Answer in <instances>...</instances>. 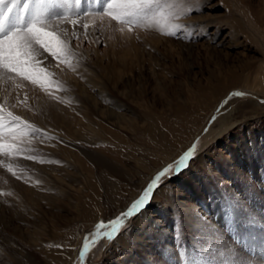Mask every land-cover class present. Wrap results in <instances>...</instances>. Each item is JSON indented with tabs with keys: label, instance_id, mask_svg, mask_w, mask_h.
<instances>
[{
	"label": "rangeland",
	"instance_id": "obj_1",
	"mask_svg": "<svg viewBox=\"0 0 264 264\" xmlns=\"http://www.w3.org/2000/svg\"><path fill=\"white\" fill-rule=\"evenodd\" d=\"M36 6V28L67 27L74 56L16 72L37 104L0 123V264H67L78 244L71 264H264V0ZM52 39L40 61L68 52Z\"/></svg>",
	"mask_w": 264,
	"mask_h": 264
},
{
	"label": "bare ground",
	"instance_id": "obj_2",
	"mask_svg": "<svg viewBox=\"0 0 264 264\" xmlns=\"http://www.w3.org/2000/svg\"><path fill=\"white\" fill-rule=\"evenodd\" d=\"M35 1L36 0H29V6L26 10H22V15L27 16V18L24 17V22L21 23L22 25H25L28 21H31L33 23H36V9L37 6L32 10V8L35 5ZM8 5H12L10 3H8V0H5V4L4 7L6 8V10L8 9ZM3 7V8H4ZM14 7V6H13ZM17 6L14 7L13 11L11 12V16L9 14V16L11 17V21L9 22V28L14 27L15 23H16V17H17V9H15ZM29 8L32 10L30 11ZM46 16V15H45ZM9 19V18H8ZM43 19L44 16H43ZM48 20V19H47ZM40 22V21H39ZM38 22V23H39ZM49 22V20H48ZM51 22V21H50ZM57 23V22H56ZM42 24V21H41ZM47 24V23H46ZM50 24V23H49ZM37 25V24H36ZM40 25V24H39ZM19 27V26H18ZM20 28V27H19ZM27 27L23 26V29L21 30V33H23L24 31H26ZM38 28V26H37ZM41 28V27H40ZM39 28V29H40ZM55 28V26H54ZM79 27H77L76 29H78ZM44 30V33H49L50 35H43L42 34V39L47 40V39H52L54 41V46L57 45H62L63 48L62 49H68V52H64L62 53V55L60 54L59 51L57 50H49V53L46 51H43L46 56L44 57V60H39V53L38 51H42V49H40V47L38 46V42H36V40L34 39L31 42V47L28 51V55L27 56H21L20 62L17 65V68L19 70H25L27 71L28 76H30L29 74H36L37 75V70L46 72L48 71L49 73H52V71L55 73L57 72L59 69L56 64L55 61L53 60H65L68 61L69 59H71L72 56H74V48H72V42H71V36L70 34L67 32V27H63L60 29V34L59 35H52V31L50 29L49 26L43 25V27L41 28ZM81 29V27H80ZM56 33V32H55ZM74 38V37H72ZM91 38V37H90ZM73 41V40H72ZM45 42V41H44ZM47 42V41H46ZM47 44V43H46ZM46 47V46H45ZM50 47V46H49ZM44 50V49H43ZM53 52H55V55H53ZM77 55V54H76ZM59 64V63H58ZM65 68V67H64ZM18 70L12 71V70H8L6 68H4L3 66H0V123L9 121L10 123L12 122H16V118H14L15 115H22L25 111L24 110H31L34 108V106L37 104V92H36V85L35 82L33 81L32 83H28V84H24V85H20L19 84V80H18V73H16ZM46 74V73H44ZM27 78V77H26ZM28 79V78H27ZM31 79V78H30ZM73 79V78H72ZM35 80V76L34 79ZM32 81V80H31ZM49 86V85H48ZM39 90V89H38ZM51 92V91H50ZM81 92H84L83 90ZM54 97V95H53ZM87 98V97H86ZM48 100V98H47ZM46 102V101H45ZM94 102V101H93ZM94 104V103H93ZM42 105V104H41ZM77 105V104H76ZM43 106V105H42ZM54 106V105H53ZM77 107V106H76ZM54 109V108H53ZM52 109V110H53ZM182 113H187L186 117L184 120V122H193V120L195 119L193 113L191 112V110L185 109V110H178L176 112V114L174 115L175 117H177L178 119H180V115ZM24 116V114H23ZM28 116V115H27ZM25 117V116H24ZM22 119V118H21ZM47 119V118H46ZM28 120V119H27ZM33 120V119H30ZM24 121V120H23ZM163 122V121H160ZM91 123V122H90ZM201 124L198 125V128L195 131V134L199 131V129L201 128L203 121L200 122ZM18 124V123H17ZM95 124V123H94ZM103 124V123H102ZM19 125V124H18ZM89 125V124H88ZM88 125H86L88 127ZM85 126V127H86ZM104 126V125H103ZM99 127H101V125H99ZM96 128L93 129V125H92V134H96L98 133L100 135L101 138H103V134H111L112 135V131L110 133H103L102 129L100 128ZM109 127V126H107ZM95 128V127H94ZM110 128V127H109ZM189 128V127H188ZM85 130V129H84ZM104 130V129H103ZM177 132L180 130V128L176 129ZM70 131V129H69ZM114 131V130H113ZM86 133V130H85ZM193 134V135H195ZM192 135V136H193ZM87 136V135H85ZM98 136V135H97ZM117 136V134L113 132V137ZM189 137L188 141L185 142L184 144H182V146H179V149L177 148L176 150H174V152L172 153V156L175 155V152L177 153L178 151H180L185 145H187L189 143V141H191V137ZM69 137V136H68ZM92 138V136H90ZM89 137V138H90ZM63 138V137H61ZM86 138V137H85ZM88 138V137H87ZM97 138V137H96ZM194 138V137H193ZM178 139V138H177ZM87 140V139H86ZM90 140V139H89ZM179 140V139H178ZM65 141V140H64ZM73 141V140H72ZM100 141V140H99ZM76 142V141H75ZM74 142V143H75ZM177 142V141H176ZM76 144V143H75ZM95 144V143H93ZM176 144V143H175ZM67 145V144H66ZM77 148V147H76ZM172 148H170L171 150ZM172 152V151H171ZM89 154V153H88ZM77 155V154H76ZM168 158V157H167ZM96 160V159H95ZM2 161V159H1ZM99 161V160H98ZM95 161H93L94 163ZM1 163V162H0ZM98 164V163H97ZM90 165V164H89ZM93 167V166H92ZM157 167H161L157 166ZM108 171V170H107ZM111 171V169L109 170ZM89 173V172H88ZM87 173V174H88ZM105 173V172H104ZM101 174V173H100ZM103 175V174H102ZM98 176V175H97ZM100 176V175H99ZM104 176V175H103ZM109 177V176H108ZM59 178V177H58ZM101 178V176H100ZM95 180H100L99 177L94 178ZM106 183V182H105ZM159 192L165 193L166 190L165 188L161 189ZM167 194V193H166ZM121 198V197H120ZM116 200V199H115ZM114 200V201H115ZM119 201V200H118ZM116 206V204H115ZM186 212V211H185ZM187 213V212H186ZM186 215V214H185ZM187 216V215H186ZM146 217V216H145ZM135 234V233H134ZM138 237V234H136V236H133V239H136ZM74 238V237H73ZM64 239V238H63ZM67 239V238H66ZM132 239V238H131ZM129 239V240H131ZM77 240V239H76ZM75 240V241H76ZM62 241V240H60ZM59 241V243H60ZM62 243V242H61ZM79 243V240H78ZM64 244V243H63ZM77 244V243H75ZM79 245V244H78ZM78 245L74 246V250H72L71 252H69L68 256H67V264H71L73 261V258L75 256L76 250L78 248ZM167 250H169V247H166ZM54 249V248H53ZM59 249V248H58ZM153 252V248L151 247V249L148 250V257L150 256V253ZM66 253V252H65ZM54 254V253H53ZM62 254H60L61 257ZM66 255V254H65ZM53 256V255H51ZM59 256V255H57ZM55 257V256H54ZM56 260V259H55ZM61 260V259H58ZM57 260V261H58ZM63 261V260H62Z\"/></svg>",
	"mask_w": 264,
	"mask_h": 264
},
{
	"label": "snow or ice",
	"instance_id": "obj_3",
	"mask_svg": "<svg viewBox=\"0 0 264 264\" xmlns=\"http://www.w3.org/2000/svg\"><path fill=\"white\" fill-rule=\"evenodd\" d=\"M115 2V0H113ZM121 3L130 5L132 9L135 11L136 6L141 3H152L153 0H120ZM8 3L17 6V17L15 26L11 29H7L6 25L9 18V13L13 11L14 8H8L6 11L3 7H0V66L8 70H19L17 68L18 63L20 62L21 56H27L28 51L31 47V42L35 39L36 42L43 44L44 40L42 39L43 35H50L49 33H44L43 29L36 28L35 23L28 21L26 31L21 33L18 25L24 22V18L22 15V10H26L29 6V0H8ZM5 0H0V5H4ZM170 36H174L175 32L168 33ZM55 55V52H53ZM234 95H242V93H234ZM3 147V145H0ZM9 147H12L9 145ZM195 152V144L190 147L183 156L180 157L178 161H176V168L179 171L182 167H185V161L189 159L190 156ZM171 170V166L165 167L158 175L153 179L152 184L148 186V189L144 191L143 196L139 199L135 200L132 203L131 207L122 213V216H131L134 210L141 209L144 206L145 201L148 199V194L152 189V186L156 184V182L161 178L166 176ZM119 223V220L112 221L111 224ZM100 227V225H97ZM115 231V228H113ZM108 238L111 239V233H108ZM85 248H87V243L85 242ZM81 258H83L84 253L80 252Z\"/></svg>",
	"mask_w": 264,
	"mask_h": 264
}]
</instances>
